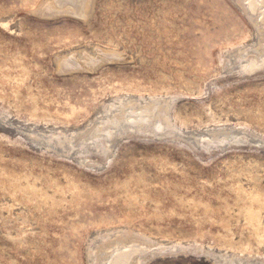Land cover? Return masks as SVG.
Masks as SVG:
<instances>
[{
    "label": "rangeland",
    "instance_id": "374dc122",
    "mask_svg": "<svg viewBox=\"0 0 264 264\" xmlns=\"http://www.w3.org/2000/svg\"><path fill=\"white\" fill-rule=\"evenodd\" d=\"M55 1L0 0V264H264V7Z\"/></svg>",
    "mask_w": 264,
    "mask_h": 264
},
{
    "label": "bare ground",
    "instance_id": "6f19581e",
    "mask_svg": "<svg viewBox=\"0 0 264 264\" xmlns=\"http://www.w3.org/2000/svg\"><path fill=\"white\" fill-rule=\"evenodd\" d=\"M65 2H69L71 4L76 5L75 7L76 14L74 13L75 16L77 15L79 17H85L86 12H87V7H88V1H84V0H66V1L56 0L55 1L56 5H63ZM248 2H249L248 5L251 8V10H255L259 7H264V0H248Z\"/></svg>",
    "mask_w": 264,
    "mask_h": 264
}]
</instances>
